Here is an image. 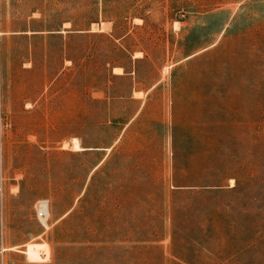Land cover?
Here are the masks:
<instances>
[{"label":"rangeland","instance_id":"1","mask_svg":"<svg viewBox=\"0 0 264 264\" xmlns=\"http://www.w3.org/2000/svg\"><path fill=\"white\" fill-rule=\"evenodd\" d=\"M0 264H264V0H0Z\"/></svg>","mask_w":264,"mask_h":264},{"label":"bare ground","instance_id":"2","mask_svg":"<svg viewBox=\"0 0 264 264\" xmlns=\"http://www.w3.org/2000/svg\"><path fill=\"white\" fill-rule=\"evenodd\" d=\"M71 147L75 150H83L85 148H83L81 145H80V141L77 137H74L72 140H71Z\"/></svg>","mask_w":264,"mask_h":264}]
</instances>
